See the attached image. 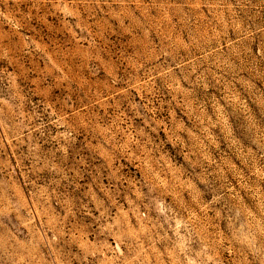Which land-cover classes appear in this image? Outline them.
I'll list each match as a JSON object with an SVG mask.
<instances>
[{
  "label": "rangeland",
  "instance_id": "374dc122",
  "mask_svg": "<svg viewBox=\"0 0 264 264\" xmlns=\"http://www.w3.org/2000/svg\"><path fill=\"white\" fill-rule=\"evenodd\" d=\"M0 264H264V0H0Z\"/></svg>",
  "mask_w": 264,
  "mask_h": 264
}]
</instances>
